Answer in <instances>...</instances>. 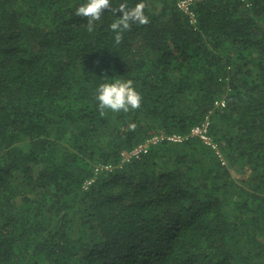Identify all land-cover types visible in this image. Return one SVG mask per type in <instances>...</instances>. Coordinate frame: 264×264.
<instances>
[{
    "label": "trees",
    "instance_id": "obj_1",
    "mask_svg": "<svg viewBox=\"0 0 264 264\" xmlns=\"http://www.w3.org/2000/svg\"><path fill=\"white\" fill-rule=\"evenodd\" d=\"M179 1L116 45L119 13L89 32L85 0H0V264H264V0H191L194 23ZM105 79L141 107L101 116ZM206 118L221 158L189 138L121 162Z\"/></svg>",
    "mask_w": 264,
    "mask_h": 264
},
{
    "label": "clouds",
    "instance_id": "obj_2",
    "mask_svg": "<svg viewBox=\"0 0 264 264\" xmlns=\"http://www.w3.org/2000/svg\"><path fill=\"white\" fill-rule=\"evenodd\" d=\"M148 4L145 0H139L134 6L129 7L127 0L113 8L111 0H85L83 4L76 8L75 15L83 17L87 23L89 32L94 30L95 22L99 21L105 10L113 14L119 13L118 18L110 24V30L114 33V42L119 45L123 39V33L130 30L133 24L147 25L150 21L145 14ZM107 78V76H105ZM98 111L104 116L107 111L129 112L141 107L142 95L137 91L131 79L107 80L98 85L95 93ZM130 131H135L136 124L129 123Z\"/></svg>",
    "mask_w": 264,
    "mask_h": 264
},
{
    "label": "built area",
    "instance_id": "obj_3",
    "mask_svg": "<svg viewBox=\"0 0 264 264\" xmlns=\"http://www.w3.org/2000/svg\"><path fill=\"white\" fill-rule=\"evenodd\" d=\"M191 0H180L178 2V8L182 11V13L186 14L192 23H194V14L190 9ZM209 124L210 120L206 118L200 125L193 127L187 135H180V134H154L137 144L135 147L128 151L121 152V162L125 163L131 159H137L141 155L147 153L151 146L157 145L162 142L176 144L182 143L189 138H194L200 140L203 144L207 146H212L215 150V144H213L212 139L209 135ZM216 153L217 150H216ZM219 154V153H218ZM220 156V154H219ZM221 158V156H220ZM224 163V161H222ZM112 169L111 165H98L95 167L94 171L101 172V171H110ZM91 181L85 182V186L89 185Z\"/></svg>",
    "mask_w": 264,
    "mask_h": 264
}]
</instances>
